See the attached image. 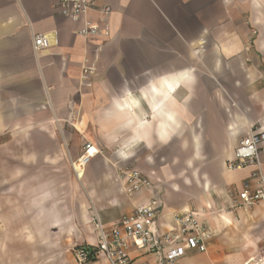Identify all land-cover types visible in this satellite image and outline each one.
Here are the masks:
<instances>
[{"label": "crops", "instance_id": "0c3cea01", "mask_svg": "<svg viewBox=\"0 0 264 264\" xmlns=\"http://www.w3.org/2000/svg\"><path fill=\"white\" fill-rule=\"evenodd\" d=\"M58 4L0 0V137L23 152L0 171V219L25 249L6 263L77 264L72 250L98 243L94 213L111 226L157 194L161 234L185 211L213 232L181 264H264V203L238 198L255 169H227L264 128V0H96L89 19L110 7V34L90 38ZM37 35L51 40L38 53ZM87 144L98 153L79 176ZM128 165L155 189L128 197Z\"/></svg>", "mask_w": 264, "mask_h": 264}, {"label": "built area", "instance_id": "2783aa9c", "mask_svg": "<svg viewBox=\"0 0 264 264\" xmlns=\"http://www.w3.org/2000/svg\"><path fill=\"white\" fill-rule=\"evenodd\" d=\"M96 0H59L58 8L61 16L73 23H79L76 33L82 37H108L110 34L108 21L111 8L105 7L97 11L99 23L90 20ZM51 45L48 36L37 35L34 38L36 53ZM93 68H85L83 78L87 81ZM262 152H264V128L254 126L251 132L242 137L234 156L227 162V169L239 171L254 168L251 182L257 185L253 190L251 183L244 184V190L238 195L240 205L252 207L264 203V173L262 167ZM97 150L91 144L85 146V152L78 162L73 163V171L79 175L80 169L96 156ZM123 190L128 197L142 193L145 189L154 190V183L138 169L119 167ZM163 208L160 196L153 194L151 201L145 206H138L117 220L113 225L106 226L98 213H94L92 222L95 225L98 238L97 245H85L72 250L77 264H96L106 260L109 264H137L131 257V249L147 251L158 256L157 264H181V260L191 253H206L207 245L214 236L211 228L198 218L194 211H185L177 215V228H170L160 233L157 228L159 214Z\"/></svg>", "mask_w": 264, "mask_h": 264}, {"label": "rangeland", "instance_id": "374dc122", "mask_svg": "<svg viewBox=\"0 0 264 264\" xmlns=\"http://www.w3.org/2000/svg\"><path fill=\"white\" fill-rule=\"evenodd\" d=\"M8 135L0 137V171L1 168H3L5 165H9L10 163L14 162L16 160V157L19 156L21 153L20 151L15 150L16 146H9L7 144L8 140ZM18 141V139H17ZM126 168H133L131 165H128ZM194 174H185L184 176H188L191 178ZM201 175V174H198ZM201 177V176H200ZM1 178H0V213H3V207H5V200L3 199L4 195L1 193ZM3 199V200H2ZM6 230V227L3 225V222H1L0 219V264H7L6 262L8 261L9 257L15 256V255H21L22 252L25 251L23 250L22 247L15 248L14 247V239H15V234L9 232V231H4ZM17 240H19V233ZM27 254V253H26ZM65 264H68L67 262H64Z\"/></svg>", "mask_w": 264, "mask_h": 264}, {"label": "bare ground", "instance_id": "6f19581e", "mask_svg": "<svg viewBox=\"0 0 264 264\" xmlns=\"http://www.w3.org/2000/svg\"><path fill=\"white\" fill-rule=\"evenodd\" d=\"M83 170L82 169H80V171H79V174L82 172Z\"/></svg>", "mask_w": 264, "mask_h": 264}]
</instances>
